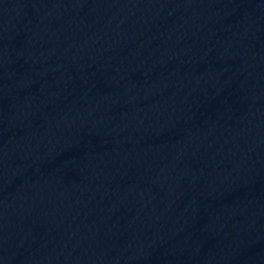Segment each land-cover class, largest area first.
<instances>
[{"label": "water", "instance_id": "water-1", "mask_svg": "<svg viewBox=\"0 0 264 264\" xmlns=\"http://www.w3.org/2000/svg\"><path fill=\"white\" fill-rule=\"evenodd\" d=\"M0 264H264V0H0Z\"/></svg>", "mask_w": 264, "mask_h": 264}]
</instances>
